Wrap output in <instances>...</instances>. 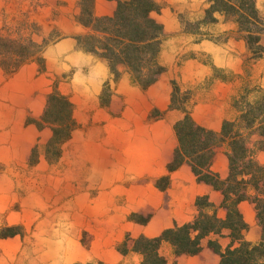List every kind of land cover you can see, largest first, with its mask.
I'll use <instances>...</instances> for the list:
<instances>
[{"label": "crops", "instance_id": "0c3cea01", "mask_svg": "<svg viewBox=\"0 0 264 264\" xmlns=\"http://www.w3.org/2000/svg\"><path fill=\"white\" fill-rule=\"evenodd\" d=\"M63 1L57 7L53 25L43 34L48 36L54 28L61 34L42 50L45 70L40 71V64L33 59L11 74L0 67V141L6 142L8 153H23L27 158L37 142L51 138L49 127L39 128L29 119H39L44 114L55 85L72 101L76 122L71 137L62 145L61 195L54 199V208L45 218L61 224L51 231L64 230V250L45 252L35 245L29 250L39 255L29 261L24 257L20 264H143L144 255L135 249V240L140 236L156 237L167 228L192 221L200 212L196 204L199 196H207L213 205L204 211L216 212L222 220L227 217L221 188L199 180L187 161L175 170L169 169L179 144L175 125L183 117L180 109L170 107L172 81L194 88L212 75L210 67L198 58H189L180 65L174 62L176 53L186 48L214 54L225 44L209 39L190 42L194 35L182 32L179 14L201 18L207 0H155L161 11L153 16L163 25L166 35L159 61L166 70L156 82L143 88L126 66H119L120 76L116 79L106 59L79 46L77 37L89 28L77 19L79 0ZM255 1L259 12L264 13V0ZM117 5L118 0H95L94 13L111 16ZM54 8L44 6L52 12ZM239 44L244 51L243 40ZM105 91L109 92L106 103L102 100ZM232 93L230 85L221 80L210 85L203 93L205 99L198 98V105H194L195 120L220 131L223 121L231 119L227 111ZM204 104L218 112L199 115ZM156 112L161 114L152 116ZM237 115L238 111L232 118ZM255 158L264 165V151L256 153ZM210 168L221 179L229 176L227 146L216 148ZM166 176L167 188H160L158 180ZM238 211L248 225L243 239L260 243L263 228L256 204L243 200ZM231 232L223 228L209 233L196 254H177L169 241L162 242L159 253L167 264H220L221 253L239 245ZM84 233L89 238L86 243ZM211 241L218 243L219 250L210 245Z\"/></svg>", "mask_w": 264, "mask_h": 264}, {"label": "trees", "instance_id": "16d2710c", "mask_svg": "<svg viewBox=\"0 0 264 264\" xmlns=\"http://www.w3.org/2000/svg\"><path fill=\"white\" fill-rule=\"evenodd\" d=\"M202 22H216V13L226 15L234 20L251 50L260 56L261 37L264 17L259 12L255 0H208ZM95 0H79L80 12L77 19L88 32L77 37L79 46L106 59L117 79L119 66L124 65L134 81L147 88L165 71L159 61L164 27L153 16L160 10L155 0H118L115 13L111 16H96ZM0 35V43L5 41ZM10 42H13L10 40ZM15 43V42H14ZM47 43V42H46ZM42 50V47H40ZM40 71L45 70V59L36 57ZM29 58L8 65L0 60V65L11 74ZM184 95L182 99L180 96ZM192 93L173 82L171 108L183 111V117L175 125L179 144L175 150L170 170H175L184 162H189L198 179L222 189L224 205L227 208L225 220L218 218L216 212L210 214L204 210L213 205L207 196H199L196 204L200 208L198 216L183 225L165 229L159 236H140L135 240V249L144 255L143 264H167L166 258L159 253L163 241L171 242L177 254H196L201 250L202 239L211 232H221L230 228L232 236L239 245L228 248L221 253L220 264H264V165L260 164L255 154L264 149V93L249 100L247 94L236 99L234 106L238 115L234 119H225L220 131H214L199 124L190 109ZM179 102V103H178ZM161 114L156 112V114ZM39 128L51 126L53 136L48 144V153L61 156V147L76 127L73 117V103L67 95L62 94L57 85L48 95L44 114L39 119H29ZM258 137V146L250 147V142ZM227 146L230 159V174L226 179L211 170L216 148ZM169 176L158 180V186L166 189ZM253 190V194L249 193ZM246 199L252 200L258 210V218L263 228L262 241L252 244L243 239V231L248 225L242 219L238 204ZM210 245L219 250L218 243Z\"/></svg>", "mask_w": 264, "mask_h": 264}, {"label": "rangeland", "instance_id": "374dc122", "mask_svg": "<svg viewBox=\"0 0 264 264\" xmlns=\"http://www.w3.org/2000/svg\"><path fill=\"white\" fill-rule=\"evenodd\" d=\"M62 4H64L63 0H0V35L6 39L0 43V60L8 65H15L26 58L38 62L36 57L42 55L44 46L61 36L57 28H54L48 36L43 37V34L53 25V19L58 15L57 7ZM206 4L208 8V0ZM49 5L55 7L53 12L44 9V6ZM159 7L158 12L161 11L160 4ZM261 15L264 17V13ZM204 17L205 12L201 18L179 14L178 20L182 32L194 35V39L190 42L209 39L225 46L214 51L216 56L206 50L196 51L185 48L178 51L174 62L180 65L189 58H198L210 67L212 75L200 81L194 88L183 87L178 80H173L172 92L173 82L181 86L182 90H189L193 95L189 106L193 108L194 113V105H198V98L203 97V93L207 92L210 85L221 80L229 84L233 92L230 108L227 111L228 116L233 119L232 117L237 114L234 106L236 99L247 94L249 100H254L264 93V25L260 56H256L249 48L236 21L227 19L222 13L215 14L216 22H202ZM165 39L164 34L162 55ZM240 39L245 43L244 51L242 44H239ZM188 42L189 40L186 44ZM4 71L6 72L5 69ZM183 96L181 95L180 99ZM108 97L109 92L105 91L102 96L104 103L108 101ZM217 112L212 106L204 104L199 110V115H214ZM182 114L184 115L183 111ZM44 127L52 130L49 125ZM5 138L3 134L2 139ZM51 138L47 142L42 139L37 142L27 158L23 157V153H8L9 150L4 147L6 142L0 141V264H20L24 261V257H28L26 260L29 261L31 257L39 255L29 250L35 245L37 249L45 252L61 253L64 250V230L61 228L51 231L59 228L61 224L45 220L47 214L54 208V199L58 198L62 191L60 157L56 158L54 152L48 153ZM258 139L254 137L250 142L252 149L260 144L257 143ZM260 151L264 149L257 153ZM135 218L143 219L142 216ZM88 240V235L84 233L83 242L86 243Z\"/></svg>", "mask_w": 264, "mask_h": 264}]
</instances>
